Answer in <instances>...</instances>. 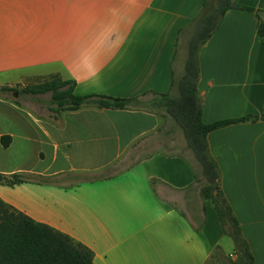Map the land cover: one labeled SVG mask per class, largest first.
I'll list each match as a JSON object with an SVG mask.
<instances>
[{"label":"crops","instance_id":"1","mask_svg":"<svg viewBox=\"0 0 264 264\" xmlns=\"http://www.w3.org/2000/svg\"><path fill=\"white\" fill-rule=\"evenodd\" d=\"M205 1L0 0V88L11 89L0 92V140L10 138L7 147L0 141V174L27 177L0 184V199L89 248L94 264H220L235 251L164 109L54 114L46 94L24 89L57 75L74 81L78 96L166 93L172 73H183L178 30ZM234 1L264 20V0ZM259 25L255 12L230 9L202 46L204 123L264 112ZM164 127L187 156L160 148ZM207 141L252 264H264V118L216 129Z\"/></svg>","mask_w":264,"mask_h":264},{"label":"trees","instance_id":"2","mask_svg":"<svg viewBox=\"0 0 264 264\" xmlns=\"http://www.w3.org/2000/svg\"><path fill=\"white\" fill-rule=\"evenodd\" d=\"M208 1L204 2L200 12L185 27L178 30V41L182 36H187L182 75L175 77L172 73L171 85L166 93L151 92V94L160 98L166 116L170 117L179 127L187 148L200 167V176L204 180L200 193L204 199L213 204L223 235L234 243L233 255L235 257L230 262L232 264H252L253 256L248 243L220 188V174L216 161L209 153L207 136L210 132L226 125L255 122L264 118V112L260 116L246 115L237 119L206 124L202 121V101L197 82L200 75V50L216 32L228 10L255 12L260 18L258 35L262 44H264V20L260 10L241 6L236 1L213 0L216 5L211 4L212 6ZM74 87V81L63 80L53 75L26 87L24 92L31 95L49 93V109L54 114H59L61 111H75L82 107L125 110L139 108L141 105V97L124 98L95 94L78 96L74 94ZM7 91L11 89L0 88L1 93ZM0 141L3 147H7L10 138L5 136ZM26 178L25 175L0 174V184L12 186L24 182ZM196 179L199 180L197 175ZM219 262L223 264V260ZM0 264L94 263L93 253L89 248L46 224L35 222L0 199Z\"/></svg>","mask_w":264,"mask_h":264},{"label":"rangeland","instance_id":"3","mask_svg":"<svg viewBox=\"0 0 264 264\" xmlns=\"http://www.w3.org/2000/svg\"><path fill=\"white\" fill-rule=\"evenodd\" d=\"M208 3L210 6H212L213 4H215V1L209 0ZM184 36L180 38V43L178 45L179 49L176 56L177 65H181L184 62V58L186 56L187 36ZM10 96H13V94H10ZM44 96L45 98L47 97L48 99H50L49 93ZM140 101L141 108L151 109L157 112H161L164 109L161 105L160 98L157 96L145 95L140 98ZM157 144H159V146H162L160 148L162 150L164 149L166 152H174L177 154H182L183 156H187V153L184 151L183 146H180V142H178V139L173 135V132L167 127H164L162 133L158 134ZM225 258L226 257L223 258V264H232L230 261L234 260V256H228L226 259Z\"/></svg>","mask_w":264,"mask_h":264},{"label":"built area","instance_id":"4","mask_svg":"<svg viewBox=\"0 0 264 264\" xmlns=\"http://www.w3.org/2000/svg\"><path fill=\"white\" fill-rule=\"evenodd\" d=\"M230 256H231V257H233V256L235 257V255H233V254H232V255H230Z\"/></svg>","mask_w":264,"mask_h":264},{"label":"water","instance_id":"5","mask_svg":"<svg viewBox=\"0 0 264 264\" xmlns=\"http://www.w3.org/2000/svg\"><path fill=\"white\" fill-rule=\"evenodd\" d=\"M214 193H216V191H214Z\"/></svg>","mask_w":264,"mask_h":264}]
</instances>
